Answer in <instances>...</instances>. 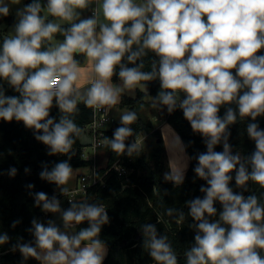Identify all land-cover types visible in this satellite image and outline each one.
I'll return each instance as SVG.
<instances>
[{
	"label": "clouds",
	"instance_id": "clouds-1",
	"mask_svg": "<svg viewBox=\"0 0 264 264\" xmlns=\"http://www.w3.org/2000/svg\"><path fill=\"white\" fill-rule=\"evenodd\" d=\"M20 3L0 0V17H8L11 6ZM89 9L92 15L81 18ZM57 35L63 37L59 43L54 42ZM261 50L264 0H47L46 5L32 0L16 9L15 22L0 42V120L22 122L47 146V155H68L50 169L42 162L39 173L65 195L69 189L64 185L74 171L69 163L73 145L83 131L74 120L78 105L103 110L106 117L126 91L159 80L151 107L166 108L169 114L181 110L206 146L194 157L193 169V182H206L199 189L204 195L185 202L194 221L189 228L195 232L194 243L184 252L186 264H264V193L243 195L249 182L264 189V128L257 121L264 117ZM149 53L156 58L146 71ZM81 55L86 64L77 59ZM114 76L119 84L113 83ZM5 83L18 95H6ZM221 106H227L223 116ZM53 107L61 113L58 121L50 116ZM244 118H250L246 131L255 144L248 156L233 154L229 143L230 126ZM137 119L135 111L121 114L120 126L100 146L118 155H139V140L126 144ZM217 145L223 150L216 151ZM17 172L10 166L0 175L14 178ZM185 172L186 166L171 168L164 180L180 186ZM233 179L242 192L230 187ZM34 202L44 213L58 214L62 227L53 219L45 223L33 218L26 229L33 239L17 237L9 251L39 264H103L108 248L100 234L110 218L102 202L73 199L62 209L55 194L49 198L43 191L34 193ZM216 202L222 210L218 219H211L217 217ZM164 215L178 226L186 220L185 212L174 207ZM85 221L87 227L73 231ZM140 231L142 247L155 264H178L171 241L155 224L144 223ZM10 241L7 232L0 233V245Z\"/></svg>",
	"mask_w": 264,
	"mask_h": 264
},
{
	"label": "trees",
	"instance_id": "trees-1",
	"mask_svg": "<svg viewBox=\"0 0 264 264\" xmlns=\"http://www.w3.org/2000/svg\"><path fill=\"white\" fill-rule=\"evenodd\" d=\"M23 1L25 5L32 2V0ZM41 3L46 5L44 0H41ZM3 21L11 23L13 18L11 15L0 17V25ZM4 35L6 33L0 27V42ZM56 38L63 40L60 35H57ZM259 54H264V50H261ZM153 58H156L154 54L149 53L145 58L144 70H150V60ZM77 59L81 63L85 60L82 55L77 56ZM113 81H119V78L114 76ZM141 83L145 84L146 82ZM159 86V80L148 82L147 90L137 88L135 95L124 93L121 103H119L120 106L127 108V111H135L138 116L137 121L130 126L135 134L128 138L126 144L133 142L138 135L147 133L148 136H152L149 150L145 152L142 149L139 155L129 157L126 154L118 155L107 146H101L107 152L106 164L98 167V172L103 176L104 183H93L86 189L84 199L90 203L102 202L110 218L109 224L102 227L100 234V238L105 241L108 248L103 264H155L142 247L143 236L140 228L144 223L155 224L159 234L168 236L177 252L178 264H186L184 252L194 243L195 232L189 228V224L194 221L190 216H187L188 209L185 202L204 195L199 189L201 185L206 186V182L199 178L193 182L195 177L193 169L197 163L194 157L200 152H205L206 146L203 143V138L192 131L181 110L177 109L169 114L166 108H162L161 114L179 133L189 156L185 181L182 185L174 186L171 182L164 180V171L168 168L164 140L160 129L155 127L150 116L146 113ZM4 87L6 95H18L6 83ZM78 108L79 112L75 115L74 120L83 130L92 118V109L83 104H79ZM60 115L58 108L51 109L50 116L55 117L57 121ZM219 115L223 116V106H221ZM257 121L260 127L264 128V117L257 118ZM249 122H251L250 118H244L242 121L238 119L237 123L230 126L229 143L232 146L233 154L240 152L243 156H248L255 150V144L249 139L246 131ZM119 126L120 121H114L105 130L106 137L112 138L113 131ZM190 141L191 144H189ZM83 145L80 137L77 138L73 145L74 155L69 160L72 167L92 163V159L82 155ZM215 150L222 151V145H217ZM117 159L126 167V173L118 174L113 168L106 171ZM63 160H68V155H47V146L36 141L33 131L27 129L22 122L0 120V172L6 173L10 166L18 169L14 178L7 174L0 175V233L7 232L11 237L9 244L0 245V264H39L33 258L23 261L18 251L11 252L9 249L11 244L16 243L17 237H23V242L33 239L31 234L26 231L31 227L33 218L46 223L48 213H44L35 206L34 193L43 191L51 198L54 194L56 195L57 186L40 179L41 165L42 162H47L50 169L54 162ZM25 168H29L30 172L26 174ZM231 175L234 177L235 172ZM28 184H33L34 188L29 190ZM230 187L234 192L243 191L236 186L234 179L230 182ZM30 192L33 195H30ZM262 193H264V189L253 182H249L248 190L243 191L245 197L251 194L261 196ZM168 207L185 212L186 220L182 226H178L174 222L169 223L170 218L164 215L165 209ZM215 207L217 208V217L211 219H218L219 211L222 210L219 202L215 203ZM15 220L21 222L13 228L11 225ZM87 226L88 222L85 221L76 229L78 231ZM261 254L264 255V252Z\"/></svg>",
	"mask_w": 264,
	"mask_h": 264
},
{
	"label": "built area",
	"instance_id": "built-area-1",
	"mask_svg": "<svg viewBox=\"0 0 264 264\" xmlns=\"http://www.w3.org/2000/svg\"><path fill=\"white\" fill-rule=\"evenodd\" d=\"M114 121L115 119L114 116L111 114V111L105 117L103 114V110L100 111L92 109V118L84 126V129L89 131L92 135L91 145L94 147V149L101 147L100 145L103 144V138L106 137L105 130L107 129V125H111ZM139 139L140 138L136 137V140ZM112 168L116 170L118 174H123L127 171L126 167L121 164L118 159L114 160L106 171ZM117 168H119L120 170L118 171ZM93 183H104L103 176L98 172V166L95 163L94 155L92 163L88 165V170L81 172L76 176L75 184L72 187L68 188L69 191L64 196L66 197L67 201L73 200L75 197L79 196L78 194L81 193L85 196L87 187ZM56 195L58 198V196L62 194L60 192H56Z\"/></svg>",
	"mask_w": 264,
	"mask_h": 264
},
{
	"label": "rangeland",
	"instance_id": "rangeland-1",
	"mask_svg": "<svg viewBox=\"0 0 264 264\" xmlns=\"http://www.w3.org/2000/svg\"><path fill=\"white\" fill-rule=\"evenodd\" d=\"M24 5H25L24 1L21 0V3L19 5H12L11 6V14L10 15L12 16L13 21L11 23H7L6 21H3V23L0 25V26H2L1 29L6 34L11 30V27L15 22V11H16V9L19 7H22ZM61 41H62V39L56 38L54 42L59 43ZM143 85H144V83H141L140 85H138L136 87V89L140 88L142 90H147V87L145 88V87H143ZM136 89L132 92L126 91L125 93L129 94V95H135ZM151 104L152 103H150L149 108H148V112H146V113L150 116V118L153 121L158 120V123H161L160 120L164 119V116L161 114L162 109H154L151 107ZM125 109H127V108H122V111H125ZM157 110H158L159 114L157 113ZM159 116H161V119L159 118ZM167 125H169L170 130H168V128H163L161 130L160 126H158V128L160 129V132L162 134V137H163V133H164L165 138H166V142L164 143V145H166L165 152H166V162H167L168 168L165 169L164 174L166 172H169L171 170V168L172 169H180V168H184L185 166L187 168L188 162H189V156L186 152V149L184 148V150H182L179 142L176 140V137H179L181 140L179 133L175 130V128L168 121H167ZM82 135H84V131H82ZM163 140H164V137H163ZM139 141L143 144L142 149L145 152H147L150 148V145H151L152 136L149 135L146 138H143V139L140 138ZM78 195H81V197L84 198V194L81 193ZM75 200L80 201L77 198Z\"/></svg>",
	"mask_w": 264,
	"mask_h": 264
},
{
	"label": "crops",
	"instance_id": "crops-1",
	"mask_svg": "<svg viewBox=\"0 0 264 264\" xmlns=\"http://www.w3.org/2000/svg\"><path fill=\"white\" fill-rule=\"evenodd\" d=\"M94 6L95 5H93V7ZM91 15H92V12H91L90 9L89 10H84L83 13H82V18H86V17H89ZM82 64H86V61L84 60L82 62ZM113 83L114 84H119L120 81H113ZM231 106L235 107V105H231ZM226 107L227 106H223V115H224V112L226 110ZM122 108H125V107H122V106H120L118 104L111 110V114L114 116L115 121H120V115L125 113V112H127V109H125V111H122ZM157 113L159 114L158 110H157ZM159 118L161 119V116H159ZM152 122L154 123L155 127L160 126L161 130L163 128H168V130H170L169 129V125H167V121L165 120V118L160 120L161 123H158V120H154V121L152 120ZM109 126L110 125H107V128ZM83 131H84V135L81 134V137H80L81 142L84 144L83 145V149H82V155L84 157L89 158V159H93V155H94V160H95V163L97 164V166L98 167L104 166L106 164V160H107V153H106L105 149L103 147H98L97 149H94V147L91 145V143H92V135L86 129H83ZM147 136H148L147 133H145V134H140L137 137L143 139V138H146ZM163 137H164V143H165L166 142V138H165L164 133H163ZM165 147H166V145H165ZM72 168L74 170L73 174H72V177L69 179L68 183L66 185H64V187H67V188L72 187L75 184L76 176L79 173H81V172L87 171L88 170V165L75 166V167H72ZM56 192L57 193L60 192L58 187H56ZM76 198L79 199L80 201L84 199V198L81 197V195L75 197L74 200ZM58 199H60V201H61L62 209H67L68 207H70L69 201H67V199H66V197L64 195H59ZM48 219L55 220L56 223L62 227V223H61V221L59 219L58 214L48 213L47 220ZM75 230L77 231V229H73V231H75Z\"/></svg>",
	"mask_w": 264,
	"mask_h": 264
},
{
	"label": "water",
	"instance_id": "water-1",
	"mask_svg": "<svg viewBox=\"0 0 264 264\" xmlns=\"http://www.w3.org/2000/svg\"><path fill=\"white\" fill-rule=\"evenodd\" d=\"M44 2L47 3V0H44ZM158 91H160V86L158 87ZM158 91H157V92H158Z\"/></svg>",
	"mask_w": 264,
	"mask_h": 264
}]
</instances>
